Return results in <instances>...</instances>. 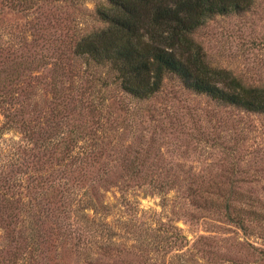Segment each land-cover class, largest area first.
<instances>
[{
	"label": "trees",
	"instance_id": "obj_1",
	"mask_svg": "<svg viewBox=\"0 0 264 264\" xmlns=\"http://www.w3.org/2000/svg\"><path fill=\"white\" fill-rule=\"evenodd\" d=\"M63 1L0 0L27 20L12 29L0 19V264H218L220 239L191 242L172 220L142 223L137 191L164 210L170 192L183 194L194 212L263 241L264 210L243 194L250 181L156 174L170 164L151 159L152 146L123 143L107 99L114 88L151 101L174 77L219 107L264 115V85L211 67L193 37L254 0H105L96 13L106 27L89 34L40 11ZM111 174L123 210L108 223L110 207L92 192Z\"/></svg>",
	"mask_w": 264,
	"mask_h": 264
},
{
	"label": "rangeland",
	"instance_id": "obj_2",
	"mask_svg": "<svg viewBox=\"0 0 264 264\" xmlns=\"http://www.w3.org/2000/svg\"><path fill=\"white\" fill-rule=\"evenodd\" d=\"M104 3L105 0H66L44 5L40 11L66 19L74 32L89 34L106 27L96 13ZM0 19H5L4 23L12 29L27 22L24 15L7 9H0ZM193 37L203 47L211 67L228 70L248 85H264V0H254L247 11L209 20ZM107 99L112 117L124 129L123 143L133 144L134 149L139 144L152 146L156 151L150 158L170 164L169 170L156 174L247 180L250 182L243 187V194L264 210V115L219 107L186 90L174 77L167 79L163 92L151 101L138 103L114 88L109 89ZM235 144L236 152L227 150ZM115 175L107 176V182L101 181L92 192L95 199L102 196L104 204L110 207L108 223L121 218L123 210L116 188L120 183ZM137 192L134 199L144 211L142 223L154 225L162 219L172 220L191 242L199 236L220 239L218 264H264V259L247 245L264 249V240H257L256 236L244 238L217 217L194 212L185 195L170 192L171 202L164 210L159 196ZM240 238L244 239V246L237 242Z\"/></svg>",
	"mask_w": 264,
	"mask_h": 264
}]
</instances>
